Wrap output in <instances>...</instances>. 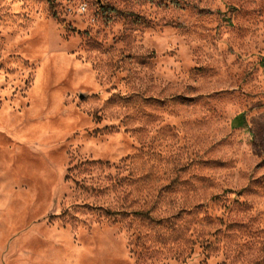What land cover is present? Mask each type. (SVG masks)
I'll return each instance as SVG.
<instances>
[{
	"label": "rangeland",
	"instance_id": "rangeland-1",
	"mask_svg": "<svg viewBox=\"0 0 264 264\" xmlns=\"http://www.w3.org/2000/svg\"><path fill=\"white\" fill-rule=\"evenodd\" d=\"M0 264H264V0H0Z\"/></svg>",
	"mask_w": 264,
	"mask_h": 264
}]
</instances>
